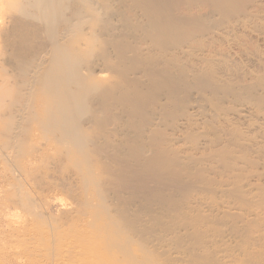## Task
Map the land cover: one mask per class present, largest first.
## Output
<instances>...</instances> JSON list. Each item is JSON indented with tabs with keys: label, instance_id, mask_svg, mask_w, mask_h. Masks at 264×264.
Segmentation results:
<instances>
[{
	"label": "bare ground",
	"instance_id": "bare-ground-1",
	"mask_svg": "<svg viewBox=\"0 0 264 264\" xmlns=\"http://www.w3.org/2000/svg\"><path fill=\"white\" fill-rule=\"evenodd\" d=\"M115 2L0 0V264H264V0H210L208 27L195 17L173 31L164 20L172 46L194 33L209 40L192 78L209 88L207 140L218 153L206 155L203 136L186 149L204 154L206 180L223 179L219 200L175 210L148 206L115 172L119 146L147 169L158 127L118 105L129 102L120 90L149 74L122 58ZM186 149L177 163L192 161Z\"/></svg>",
	"mask_w": 264,
	"mask_h": 264
},
{
	"label": "rangeland",
	"instance_id": "rangeland-1",
	"mask_svg": "<svg viewBox=\"0 0 264 264\" xmlns=\"http://www.w3.org/2000/svg\"><path fill=\"white\" fill-rule=\"evenodd\" d=\"M115 1L117 2H115L117 4V6H115L116 9L113 11V18H115L112 19L109 25H114L113 29L116 32L113 29L112 31H114L116 34H119L120 31L121 33L125 34H121L124 35L121 37V40L125 42L119 41V43L121 42L119 44L120 47L124 50V52L121 53L123 56L122 58L124 61H132L134 63V70L141 68L146 70L149 74L148 77H144L143 74L141 75L139 73L137 78H140L137 79V84L125 89L128 93L121 89L120 94L123 95L122 97L127 98V101L129 102L127 104L124 102H119L118 105L124 104L125 109H128L130 113H132L133 109L134 113H138V111H140L139 113H142V115L147 118L151 124H158V127L156 128L158 132L156 131V133L154 131L151 134L152 143L150 144V147L152 149L149 156L147 169L144 171L141 170L134 156L129 158L127 155H125L126 148L124 146H119V149L121 150L119 156H113V159H115L113 164L117 178L122 179L123 188L125 190H127V184L129 186L131 183H133L132 191L134 192V195L136 197L143 196L147 201L146 204L156 210H175L181 206H195V200L200 207L207 206L209 203L219 200V196L216 193V182L223 181V179L206 180L202 174V170H204L205 165H197L200 163L202 157H204V154L201 155V158H198L200 154L195 153L192 148L186 149V146L189 147V145L193 144L194 147H197L202 142L203 138H200L203 136L206 138L204 143L207 144L205 147L206 155H209L210 151L214 152V155L218 153L217 148L214 147L212 141L207 140L208 136L210 135V123L209 118L207 117L208 111L210 110V92H208L209 88L206 91H203L200 90L196 84H203V77L206 79L208 78L207 74V77L205 76V73L207 72L202 75L203 77L201 76L203 78H201L202 80L200 79L201 81L196 79L197 77L194 78L199 82H196L192 78L195 76V66L202 65L203 60H205L202 66L206 67L207 61H209V59H207L208 56H203L204 58L201 59V55L203 53H207L208 55L207 51L210 49L208 47L209 40H206L207 36H201L198 33H194L192 36H188L189 38L191 37L194 42L186 37L185 40L182 38V43L180 42L177 45L173 44L174 46H172V43L168 44V35L165 31H168V29H170L173 25V31L176 27H178L177 29L179 30H188L193 27L192 25L195 24V22L193 23V19L195 17L196 19L199 18L198 21H200V25L202 26L210 23V0ZM166 10H168L167 13L165 12ZM165 15H167L169 18L172 16L173 18L175 17L176 21L173 18L172 21L171 18L169 19L168 17H165ZM201 17L202 19H200ZM153 18L155 22L158 19L159 22L162 21V23L156 22L158 25L154 24L155 22L153 21ZM164 20L168 22V24L165 23L168 25V27H170L169 24L171 25L170 28L166 27ZM174 21L175 23H181L182 26L183 23H186L187 25L185 24V26L182 27L181 24H171L174 23ZM109 25L108 29L111 27ZM151 26L156 27L155 32H152L153 30L150 28ZM161 26H164L163 31L165 29V34L161 30ZM187 26H189V28ZM208 26L209 24L205 27ZM156 29H158L159 32H156ZM170 31H172V29H170ZM38 38L43 40L46 38V35H39ZM125 38L127 39L125 40ZM40 40L38 41L39 43L41 42ZM162 40L166 41V43ZM198 40L199 44L196 43ZM158 42H162V45H159ZM183 42L186 44L185 46L187 48H185L184 45L182 46ZM186 42H189L190 44ZM191 43L194 45H191ZM163 44H168L164 46L169 48V50H166L167 48H165ZM179 44L181 45L179 46ZM196 45H201L199 47L202 49L196 50L198 48L195 47ZM175 46L177 47V51ZM204 46L206 48L203 49ZM142 47L144 48L142 49ZM170 48L172 52L171 54L175 55L172 56L170 53H167L170 52ZM180 48L183 49L182 55ZM186 50L187 53H185ZM203 50L206 52H203ZM193 52L194 54H191ZM188 53H190V58L187 56ZM160 56L163 57L161 58ZM164 56H170V59L173 61L170 60V62H168L169 64L166 63L169 59L165 58ZM171 57H174L176 60ZM187 58H189L191 62L187 61ZM161 59H165V61ZM193 60L194 62H192ZM180 62H182L184 66L181 65L182 63ZM209 63L210 62H208V64ZM189 65L192 66V69ZM181 68L183 69L181 70ZM184 68H186L185 71L190 68L187 71V73L190 75L182 76L183 74L187 75L186 72L183 71ZM192 74H194V76H192ZM170 86L173 88H169ZM170 89L172 90L169 91ZM197 90H200V94L199 96L194 97L192 93H195ZM191 105H196L198 109L192 112L186 111V108H189ZM120 109L121 106H119V110ZM222 111L223 109H221V112ZM133 121L136 122L137 120ZM180 121H185V124L180 126L178 124ZM197 123L198 127L196 128L195 124ZM194 127L196 129H194ZM185 149L188 152L186 157L191 158L192 161L186 164L177 163V152L184 151ZM110 150L111 149H109V151ZM210 163H213V166L217 165L215 160L213 162L210 161L209 164ZM218 170H220V168H218ZM217 174L220 173L217 172ZM252 184H256V182L254 181ZM224 191H226L224 193V197L230 198L231 194L227 192L226 187H224ZM52 202L53 203H51L52 205L49 208L48 214L52 217H55L57 215L59 205L54 200ZM257 205L258 204L250 205L249 208H255ZM48 214L45 215L47 216ZM32 251H34L32 248H27L24 252L28 253ZM40 264H45V262L41 261Z\"/></svg>",
	"mask_w": 264,
	"mask_h": 264
}]
</instances>
